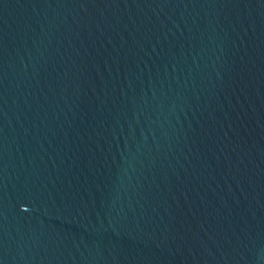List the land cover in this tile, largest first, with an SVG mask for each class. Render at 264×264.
I'll return each mask as SVG.
<instances>
[{"label":"water","instance_id":"water-1","mask_svg":"<svg viewBox=\"0 0 264 264\" xmlns=\"http://www.w3.org/2000/svg\"><path fill=\"white\" fill-rule=\"evenodd\" d=\"M0 264H264V0H0Z\"/></svg>","mask_w":264,"mask_h":264}]
</instances>
